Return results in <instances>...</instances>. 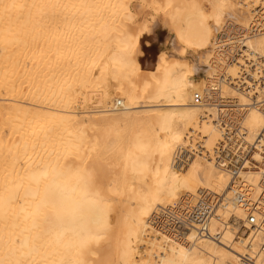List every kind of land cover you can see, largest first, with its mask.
Instances as JSON below:
<instances>
[{"label":"bare ground","instance_id":"1","mask_svg":"<svg viewBox=\"0 0 264 264\" xmlns=\"http://www.w3.org/2000/svg\"><path fill=\"white\" fill-rule=\"evenodd\" d=\"M0 264H264V0H0Z\"/></svg>","mask_w":264,"mask_h":264},{"label":"rangeland","instance_id":"2","mask_svg":"<svg viewBox=\"0 0 264 264\" xmlns=\"http://www.w3.org/2000/svg\"><path fill=\"white\" fill-rule=\"evenodd\" d=\"M136 12L139 19L148 18V13L145 11L137 9ZM147 36L148 37L142 42L143 56L141 59L144 66L150 67L157 54L167 48V31L163 26L158 25L156 29H154L153 35L149 34Z\"/></svg>","mask_w":264,"mask_h":264},{"label":"built area","instance_id":"3","mask_svg":"<svg viewBox=\"0 0 264 264\" xmlns=\"http://www.w3.org/2000/svg\"><path fill=\"white\" fill-rule=\"evenodd\" d=\"M195 102L198 103L200 101V97L198 95H195L194 97ZM209 214V207L205 203L199 202L198 205L194 208V212H190V216L193 217L194 219L198 220L199 222L204 221Z\"/></svg>","mask_w":264,"mask_h":264},{"label":"trees","instance_id":"4","mask_svg":"<svg viewBox=\"0 0 264 264\" xmlns=\"http://www.w3.org/2000/svg\"><path fill=\"white\" fill-rule=\"evenodd\" d=\"M141 64L143 65V63H142V59H141ZM144 66V65H143Z\"/></svg>","mask_w":264,"mask_h":264}]
</instances>
